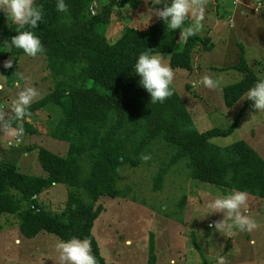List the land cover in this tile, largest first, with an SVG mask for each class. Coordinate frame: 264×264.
<instances>
[{
	"label": "trees",
	"instance_id": "1",
	"mask_svg": "<svg viewBox=\"0 0 264 264\" xmlns=\"http://www.w3.org/2000/svg\"><path fill=\"white\" fill-rule=\"evenodd\" d=\"M34 2L41 6L44 16L35 29L29 30L40 38L46 51L30 58L21 50L0 44V61L13 59L11 68L1 66V82L13 89L15 72L21 73L23 64L33 69L32 59L40 58L42 71L48 76L38 78L47 82L48 91L31 106L30 112L34 114L48 105L60 110L49 136L65 143L67 150L60 156L42 147L38 149L36 158L44 176L26 175L18 172L15 165L0 163V217H15L22 236L31 239L43 232L60 241L86 238L98 264H106L92 235L94 222L103 211L97 203L103 197H126L128 190L116 186L119 171L124 165H140L152 145H165L173 152L169 163L153 178L155 190L161 186L167 167L182 161L187 177L193 181L222 191H245L264 200V159L243 140L224 147L209 141L232 134L251 101H243L227 128L199 133L173 87V95L164 103L152 104L138 84L139 77L134 75L136 57L146 49L168 56L172 69L191 71L192 54L198 45L212 47L208 37L196 35L185 42L179 31L168 30L158 19L143 29L124 27L119 38L109 43L105 31L113 8L137 9L143 0H65L66 13L56 10V0ZM91 8L94 15L90 14ZM16 28L0 12V43L7 39L10 44ZM236 69L242 74L241 79L222 89L227 108L260 80L244 61ZM20 125L26 135L37 134L27 120L16 122L13 127ZM55 187L66 190V199L56 211H50L40 196ZM147 264H155L152 244Z\"/></svg>",
	"mask_w": 264,
	"mask_h": 264
},
{
	"label": "rangeland",
	"instance_id": "2",
	"mask_svg": "<svg viewBox=\"0 0 264 264\" xmlns=\"http://www.w3.org/2000/svg\"><path fill=\"white\" fill-rule=\"evenodd\" d=\"M262 3L264 0H207L205 27L198 36L208 37L212 47L198 45L192 54L191 71L172 69V87L199 133L227 128L242 108L245 99L230 108L222 101L223 87L241 79L242 74L236 67L242 61L257 78H264V9L256 10ZM159 7L152 0H143L137 9L115 6L105 31L107 41L117 40L124 27L143 29L157 21L151 9ZM162 56L168 62V56ZM32 61L35 69L23 64L20 72L41 91L42 98L48 91L47 82L39 80L38 75L46 77L48 74L42 71L40 58ZM3 63L1 60L0 73ZM204 76L214 79L217 87H204ZM1 77L0 106L11 104L19 90L16 85L13 89L6 88ZM5 112L10 115L8 109ZM59 117L60 110L53 105L32 114L27 121L37 134L32 137L24 134L16 144L14 137L7 133L0 138V153L13 152L6 160L15 163L18 172L44 176L36 158L38 149L42 147L60 156L66 154L67 145L49 136ZM3 123L0 120L1 126ZM237 140L248 143L264 159V111H256L251 104L232 134L209 141L224 147ZM166 147L152 145L145 155L148 159L140 165L121 167L116 186L128 190L125 198L99 199L97 205L103 211L94 222L92 235L105 263L147 264L152 244L155 264H216L217 255L227 257L229 264H264V200L248 195V214L258 224L255 230L232 235L219 233L213 225L222 220L223 215L210 213L206 205L218 193L233 190L222 191L189 179L182 161L167 167L161 186L155 190L153 178L169 163L173 153ZM65 199L66 190L62 187L52 188L40 196V201L50 211H56ZM60 242L43 232L34 238H25L15 217H0V264H59L57 245Z\"/></svg>",
	"mask_w": 264,
	"mask_h": 264
},
{
	"label": "clouds",
	"instance_id": "3",
	"mask_svg": "<svg viewBox=\"0 0 264 264\" xmlns=\"http://www.w3.org/2000/svg\"><path fill=\"white\" fill-rule=\"evenodd\" d=\"M152 3L160 5L159 8L151 9L155 16L168 30L179 31L185 42L198 35L205 27L207 0H152ZM55 6L60 13L68 11L65 0H56ZM261 9H264V3L256 8L257 12ZM0 12H3L8 21L17 26L16 35L10 38V44L7 39L0 44L7 48L21 50L30 58L45 53L46 49L40 38L29 30L35 29L37 23L42 21L44 12L41 6L35 4L34 0H0ZM12 66V58L3 63L5 69ZM133 70L134 75L139 77V86L148 93L152 104L164 103L173 95L174 71L160 53H154L150 49L141 52L136 57ZM15 74L16 87L19 90L15 93L11 104L0 106V120L4 121L0 131L7 132L19 140L24 136L25 130L22 125L16 127L13 125L31 117L30 108L42 96V93L37 87L31 85L22 73L15 72ZM202 84L209 89L217 87V82L210 76H204ZM242 99L251 101L256 111H264V79L255 82ZM5 109H8L10 115L5 112ZM143 159L146 160L148 157ZM206 207L210 213H222L223 219L213 225L219 233L228 235L246 233L258 227L257 221L248 214V193L245 191L233 190L227 194L218 193ZM57 248L59 264H98L96 257L92 254L91 242L86 238L72 237L67 241H61ZM215 260L216 264H229L227 257L222 255L215 256Z\"/></svg>",
	"mask_w": 264,
	"mask_h": 264
},
{
	"label": "crops",
	"instance_id": "4",
	"mask_svg": "<svg viewBox=\"0 0 264 264\" xmlns=\"http://www.w3.org/2000/svg\"><path fill=\"white\" fill-rule=\"evenodd\" d=\"M9 131H11V130H9ZM6 134H7V132L0 131V138L1 137H3V138L6 137ZM12 154H13V152H7V151H3L2 153H0V163H7V164H14L15 165V163H11L10 161L6 160V156L7 155H12Z\"/></svg>",
	"mask_w": 264,
	"mask_h": 264
},
{
	"label": "built area",
	"instance_id": "5",
	"mask_svg": "<svg viewBox=\"0 0 264 264\" xmlns=\"http://www.w3.org/2000/svg\"><path fill=\"white\" fill-rule=\"evenodd\" d=\"M94 13H95L94 9L91 8V9H90V14H91V15H94ZM14 139H15L16 144H19V143H20V139H19V140H16V138H14Z\"/></svg>",
	"mask_w": 264,
	"mask_h": 264
}]
</instances>
